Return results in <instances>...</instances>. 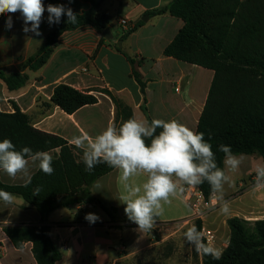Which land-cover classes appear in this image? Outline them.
I'll return each instance as SVG.
<instances>
[{
	"label": "crops",
	"instance_id": "obj_1",
	"mask_svg": "<svg viewBox=\"0 0 264 264\" xmlns=\"http://www.w3.org/2000/svg\"><path fill=\"white\" fill-rule=\"evenodd\" d=\"M173 1L104 0L98 11L106 18V28L110 29L112 37H105L104 31L99 32L91 25L64 32L47 63L38 71L27 70L29 81L26 86L11 91L0 79V111L14 113L15 103L22 112L29 115L35 128L58 135L68 142L74 135L88 133L95 136L109 124L115 125V105L108 95L101 92H93L98 98L96 104L83 106L73 114H68L53 104L47 106L45 103H50L55 87L63 83L78 90L107 88L133 108L136 119L148 120L143 111L144 95L132 76L134 67L146 84V107L151 119L175 118L196 131L214 72L164 55L165 48L183 28L184 21L169 12L156 16L149 13ZM63 3L78 14L93 12L88 0H63ZM44 4L47 7L45 1ZM146 15L149 18L144 21ZM47 16L45 12L39 29L41 36L23 31L24 22L19 12L11 15V29L6 26L9 16L1 18L0 71L7 75L20 72L25 62L37 54L48 34L59 25H49ZM120 19H127L131 24L130 29L121 25ZM140 21L143 24L128 33ZM126 55L133 60L134 66ZM49 152L53 157L59 150ZM37 171V168H32V176ZM145 179L146 174L138 173L125 182L118 171L113 170L97 180L102 183L103 190L98 191L93 185L91 190L95 197L107 206L117 208L119 216L128 220L124 213L125 205L118 197L126 194V184L142 186ZM0 180L9 185L25 184L20 179H10L2 171ZM192 189L193 187L183 194L170 197V203L162 202L161 214L156 224L177 223L192 218L193 209L188 199ZM253 192L252 202L240 209L231 210L243 213L242 216L234 214L233 217L244 219L251 225L264 218V189H255ZM236 195L244 194H233L230 191L225 194V199L229 200ZM210 201L216 206L214 210L218 209L213 197ZM88 213L97 215L99 219L94 223L88 222L85 220ZM209 213L201 216L204 230L210 228L207 224ZM245 213L263 216L249 218ZM229 218L232 217L223 219L226 226L225 237L217 240V233L213 232L215 243L217 240V247L221 252L229 243ZM39 223V212L22 197L14 195V202L7 206L0 202V264H38L32 252V243L27 242L22 248H16L4 227ZM48 223L51 226V239L62 254L57 264H117L127 250L122 244L121 232L114 228L117 224L110 222L108 215L95 205L74 204L60 207L49 214ZM134 230L139 235L138 238L143 235L137 227Z\"/></svg>",
	"mask_w": 264,
	"mask_h": 264
},
{
	"label": "trees",
	"instance_id": "obj_2",
	"mask_svg": "<svg viewBox=\"0 0 264 264\" xmlns=\"http://www.w3.org/2000/svg\"><path fill=\"white\" fill-rule=\"evenodd\" d=\"M44 1L69 8L63 0ZM88 1L93 12L76 13L78 20L75 24L67 23L65 16L48 34L37 54L25 62L22 71L10 75L0 71V79L9 90L26 86L29 81L27 70L38 71L47 63L64 32L86 25L99 32L106 29V18L98 11L104 0ZM167 12L182 18L184 26L165 48L164 55L214 72L196 131L204 132L206 140L211 135L209 142L216 152L218 165L223 167L224 154L219 151L221 144L230 146L235 154L256 155L264 159V0H174L149 14L156 16ZM3 16L0 15V20ZM142 24L140 21L128 33ZM126 57L134 66L133 60ZM132 76L144 95L143 111L151 121L146 107V84L134 67ZM93 92L111 98L115 105V125L134 117L133 108L107 88L78 90L61 83L55 87L50 103L45 104H53L73 114L83 106L98 102ZM14 106V113L0 111V140L10 139L17 150L23 147H30L33 151L59 150L53 156L52 175L38 169L27 185H9L0 180V189L22 197L40 214L39 224L4 227L15 247L22 248L31 242L38 264H57L62 254L51 239L48 216L60 207L84 204L99 207L110 222L117 224L114 228L121 232L122 244L128 249L139 236L134 230L137 226L121 218L117 208L107 206L91 190L95 181L115 169L100 164L91 173L87 172L79 149L58 135L35 128L29 115L15 103ZM197 189L205 202H209L212 197L209 185L205 183ZM227 224L229 243L220 258L214 259L194 250L201 263L264 264V218L253 223L252 232L247 230L248 221L237 216L229 218ZM195 226L202 232V219H197Z\"/></svg>",
	"mask_w": 264,
	"mask_h": 264
},
{
	"label": "clouds",
	"instance_id": "obj_3",
	"mask_svg": "<svg viewBox=\"0 0 264 264\" xmlns=\"http://www.w3.org/2000/svg\"><path fill=\"white\" fill-rule=\"evenodd\" d=\"M17 12L24 22L23 31L35 36L42 35L39 29L45 12L49 25L60 23L64 16L67 23L75 24L78 20L77 14L63 4L45 7L44 0H0V15L9 16L7 28L13 26L11 15ZM210 139V134L206 140L204 132L195 131L175 118L149 121L130 117L119 125L109 124L95 136L88 133L74 135L69 142L81 151L85 170L89 173L97 165L105 164L117 170L125 182L138 173L146 174L142 186L126 184V194L118 199L125 205L128 220L137 226L139 232L147 233L156 227L162 202L170 203V197L205 183L210 187L219 212L222 215L231 212V202L225 199V185L231 183L229 173L239 170L244 156L221 144L219 151L224 154L221 167ZM32 168L52 175L54 168L50 152L33 151L30 147L17 150L10 139L0 140V171L27 185L32 180ZM93 187L103 190L100 181H95ZM253 189H264V164L255 170ZM0 202L11 205L14 195L0 189ZM98 219L93 213L85 216L90 223ZM183 238L198 254L220 258L219 250L205 241L194 224L184 231Z\"/></svg>",
	"mask_w": 264,
	"mask_h": 264
},
{
	"label": "rangeland",
	"instance_id": "obj_4",
	"mask_svg": "<svg viewBox=\"0 0 264 264\" xmlns=\"http://www.w3.org/2000/svg\"><path fill=\"white\" fill-rule=\"evenodd\" d=\"M243 156V163L239 170L235 173H229L231 183L225 185V194L230 191H233V194H244L243 196L230 197L231 210L240 209L252 202L255 170L258 166L264 164V159L259 156ZM240 184L241 186H239ZM209 203L210 205L206 207L205 214L207 215L210 212L207 224L212 229L206 228V230L217 233L216 238L218 240L226 235V226L223 224V219L228 216L233 217L234 214L242 216L243 213L230 212L224 216L219 212V209L214 210L216 206L211 201ZM245 215L249 218L263 216V214L255 213H245ZM199 218L201 219V217L193 216L177 223L156 224L153 231L143 233L129 249L124 251L123 258L117 264H202L200 257L198 258L195 255L194 249L187 245L183 238L184 231L193 224L195 225ZM252 229L253 225L248 224V232H252ZM203 232L204 229H202V234ZM217 240L212 245L219 250ZM219 252L222 253L221 250Z\"/></svg>",
	"mask_w": 264,
	"mask_h": 264
},
{
	"label": "built area",
	"instance_id": "obj_5",
	"mask_svg": "<svg viewBox=\"0 0 264 264\" xmlns=\"http://www.w3.org/2000/svg\"><path fill=\"white\" fill-rule=\"evenodd\" d=\"M120 24L128 29H130L131 27V24L127 21V19H120ZM188 199L191 208L193 209V216L196 217H201L202 215H204L205 211L207 210L206 207L210 205L209 202H205L202 194L197 189V187H194L193 191L190 192ZM203 237L206 242L210 243L211 245L215 242V235L211 231L204 230Z\"/></svg>",
	"mask_w": 264,
	"mask_h": 264
},
{
	"label": "water",
	"instance_id": "obj_6",
	"mask_svg": "<svg viewBox=\"0 0 264 264\" xmlns=\"http://www.w3.org/2000/svg\"><path fill=\"white\" fill-rule=\"evenodd\" d=\"M148 18H149V16L146 15V17H144L143 20L146 21ZM103 35H104L105 37H107V38H111V37H112L109 28H106V29L104 30Z\"/></svg>",
	"mask_w": 264,
	"mask_h": 264
}]
</instances>
